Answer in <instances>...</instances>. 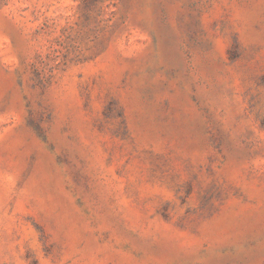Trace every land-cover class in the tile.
Segmentation results:
<instances>
[{
	"label": "rangeland",
	"instance_id": "1",
	"mask_svg": "<svg viewBox=\"0 0 264 264\" xmlns=\"http://www.w3.org/2000/svg\"><path fill=\"white\" fill-rule=\"evenodd\" d=\"M0 264H264V0H0Z\"/></svg>",
	"mask_w": 264,
	"mask_h": 264
}]
</instances>
